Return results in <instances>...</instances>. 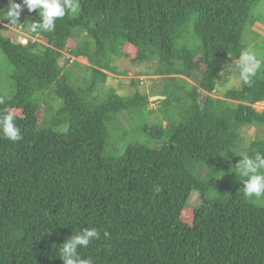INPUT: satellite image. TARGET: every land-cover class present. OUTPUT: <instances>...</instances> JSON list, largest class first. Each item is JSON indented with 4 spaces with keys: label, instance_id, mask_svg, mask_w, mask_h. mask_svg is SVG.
<instances>
[{
    "label": "trees",
    "instance_id": "obj_1",
    "mask_svg": "<svg viewBox=\"0 0 264 264\" xmlns=\"http://www.w3.org/2000/svg\"><path fill=\"white\" fill-rule=\"evenodd\" d=\"M258 1L76 0L54 31L28 32L40 17L25 7L14 26L26 43L0 28L9 80L0 111L15 115L23 137L0 139V264H64L60 244L84 227L101 232L79 249L93 264H264V207L243 195L235 172L241 154L264 153L263 137L242 147L243 128H264L254 107L264 103V67L250 87L212 95L221 69L249 47ZM8 5L0 0V27ZM130 54L135 64L155 62L167 82L159 113L135 79L130 94H100L108 72L120 74L113 59ZM126 116L158 146L128 142ZM193 193L200 203L185 222Z\"/></svg>",
    "mask_w": 264,
    "mask_h": 264
},
{
    "label": "rangeland",
    "instance_id": "obj_2",
    "mask_svg": "<svg viewBox=\"0 0 264 264\" xmlns=\"http://www.w3.org/2000/svg\"><path fill=\"white\" fill-rule=\"evenodd\" d=\"M257 3H258V7L256 8L255 14H256L258 21L250 28H247L244 34H246V38L249 40L248 48L252 49L256 53L257 58L261 59L262 62H264V0H260ZM0 28L4 31L5 34H8L11 38L22 41V43L26 42L25 36L23 32L21 33L20 27L17 28L16 26L11 25V24H5L4 27H0ZM40 41L45 42L42 38H40ZM74 45H75V42L71 40L68 44V48ZM124 51L126 53H129L128 49L126 48H124ZM63 54L64 56L60 59V63L62 65L64 64L65 57L70 56L67 50H65ZM133 59L134 57L131 54L127 56H122L118 59H113L112 65L118 68V71H120V74H114V73L108 72V75H109L108 79L102 85L103 89L100 93L101 96H104L110 88H116V90H118V92L122 95L132 93L134 90V87L130 86V82H132L133 79L140 82V85H139L140 87L146 88L144 91L150 97L155 96V95L162 96L161 92L164 90V87L167 84V82L163 79L162 76H157L153 74L152 70L153 68L156 67V63L152 61L147 64H144V63L135 64L133 62ZM78 60L82 64H88V61L86 58L81 57ZM68 68H70L72 72L76 74L77 76H79L80 73L82 72L81 70L73 68L72 65H69ZM203 69L204 68H202L201 70L200 69L197 70V74L195 75V77L193 79H187V81L190 84L197 85L198 84L197 82L200 79V74L203 73ZM221 70L222 71L218 77V85L216 88V92L212 94V95H215L216 97H222V95L227 90L232 89V88H239L241 86V82L239 80V74L235 70V67L229 64H226L224 68H222ZM178 77L182 78V76H178ZM6 82H9V80L5 77L4 74L2 76L0 74V86L4 90L8 91V86L6 85ZM163 99L165 98H160L157 100L149 99L148 108L155 109L156 112L159 113V109L164 108V105L161 102V100ZM181 104L182 102L174 103L175 106H178ZM254 107L258 111H263L264 103H257L254 105ZM46 108L47 106L43 101L36 108V114L38 117L37 120L41 126L46 125V123L48 124L47 113L45 112ZM170 111H174V110H170ZM124 113L126 112L124 111L120 113L118 116L123 115ZM155 118H156V114L154 116H151L150 120L153 121V119ZM162 122L164 126L170 123L165 118L162 119ZM139 123L140 122L134 121V119H132L131 116L129 117L126 116L124 120L122 121V125L128 130V134H130L127 138V140H129L128 142L141 141V142L150 143L151 145H154V146H158L157 141L154 142L150 140L147 136H145L143 133L140 132V128L137 129V127H139ZM257 137L264 138V128H258L257 126L243 128L242 129V147H248L251 141L256 139ZM250 199L257 205L264 207V197L259 198V199L253 197ZM199 203H200L199 195L197 193H193L189 200L188 207L183 211L182 216L185 222H192L194 207L199 205Z\"/></svg>",
    "mask_w": 264,
    "mask_h": 264
},
{
    "label": "clouds",
    "instance_id": "obj_3",
    "mask_svg": "<svg viewBox=\"0 0 264 264\" xmlns=\"http://www.w3.org/2000/svg\"><path fill=\"white\" fill-rule=\"evenodd\" d=\"M25 7L29 12L39 10L40 20L26 24V30L34 33L40 30L54 31L55 21L65 17L66 12L75 13L78 3L76 0H21L20 3L9 0L6 17L10 24L15 25L17 23L21 11ZM262 67H264V62L257 58L256 53L250 48L243 49L235 60V70L239 74L240 82L249 87L253 84V78ZM15 119L13 113L7 110L0 111V139L12 142L23 139ZM241 156L242 159L235 164V172L244 185L242 188L243 195L257 199L264 197V153L254 150L251 155L241 154ZM103 236L106 239L110 238V233L105 230ZM100 238L101 232L96 227H84L82 232L72 234L60 244L58 256L64 264H93L91 259L81 256L79 249L88 247L93 241Z\"/></svg>",
    "mask_w": 264,
    "mask_h": 264
},
{
    "label": "water",
    "instance_id": "obj_4",
    "mask_svg": "<svg viewBox=\"0 0 264 264\" xmlns=\"http://www.w3.org/2000/svg\"><path fill=\"white\" fill-rule=\"evenodd\" d=\"M160 98H165V97L164 96L155 95V96L150 97V100H157V99H160Z\"/></svg>",
    "mask_w": 264,
    "mask_h": 264
},
{
    "label": "bare ground",
    "instance_id": "obj_5",
    "mask_svg": "<svg viewBox=\"0 0 264 264\" xmlns=\"http://www.w3.org/2000/svg\"><path fill=\"white\" fill-rule=\"evenodd\" d=\"M262 103V102H261Z\"/></svg>",
    "mask_w": 264,
    "mask_h": 264
}]
</instances>
